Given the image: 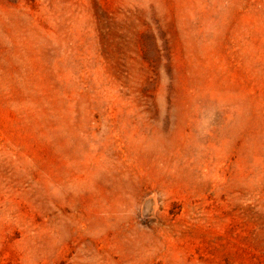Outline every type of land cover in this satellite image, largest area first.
<instances>
[{"label":"rangeland","instance_id":"374dc122","mask_svg":"<svg viewBox=\"0 0 264 264\" xmlns=\"http://www.w3.org/2000/svg\"><path fill=\"white\" fill-rule=\"evenodd\" d=\"M0 264H264V0H0Z\"/></svg>","mask_w":264,"mask_h":264}]
</instances>
